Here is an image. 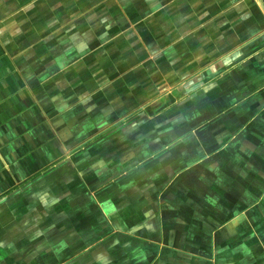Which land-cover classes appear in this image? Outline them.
Returning a JSON list of instances; mask_svg holds the SVG:
<instances>
[{"label":"crops","instance_id":"1","mask_svg":"<svg viewBox=\"0 0 264 264\" xmlns=\"http://www.w3.org/2000/svg\"><path fill=\"white\" fill-rule=\"evenodd\" d=\"M263 224L264 0H0L14 256L262 264Z\"/></svg>","mask_w":264,"mask_h":264},{"label":"rangeland","instance_id":"2","mask_svg":"<svg viewBox=\"0 0 264 264\" xmlns=\"http://www.w3.org/2000/svg\"><path fill=\"white\" fill-rule=\"evenodd\" d=\"M257 228H258V231H261L264 235V224L258 225ZM9 248H10L9 245H5L3 241L2 242L0 241V264H32L30 249H25V247L23 246V248L17 252V255L19 253L22 256L18 255L16 257L14 256L15 253ZM260 248L261 249H259V253L261 252L263 254L264 253V241ZM11 251L13 253H11ZM262 260H263L262 264H264V255H262Z\"/></svg>","mask_w":264,"mask_h":264}]
</instances>
